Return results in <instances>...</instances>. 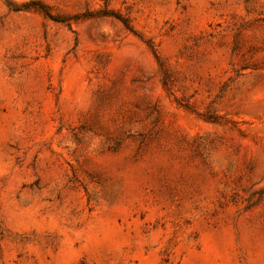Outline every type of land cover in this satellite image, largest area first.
Instances as JSON below:
<instances>
[{"label":"rangeland","instance_id":"374dc122","mask_svg":"<svg viewBox=\"0 0 264 264\" xmlns=\"http://www.w3.org/2000/svg\"><path fill=\"white\" fill-rule=\"evenodd\" d=\"M0 264H264V0H0Z\"/></svg>","mask_w":264,"mask_h":264},{"label":"trees","instance_id":"16d2710c","mask_svg":"<svg viewBox=\"0 0 264 264\" xmlns=\"http://www.w3.org/2000/svg\"><path fill=\"white\" fill-rule=\"evenodd\" d=\"M35 5H36V6H35V10H36V11H38V12L41 13L43 16H45V17H47V18H49V19H51V20H53V21H55V22L65 23V22L67 21V20H65V19H60V18H56V17L52 16L44 6H42V5H40V4H35ZM116 19H119V18H116ZM120 21H122V20H120ZM122 23H123V22H122Z\"/></svg>","mask_w":264,"mask_h":264}]
</instances>
